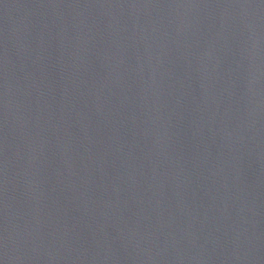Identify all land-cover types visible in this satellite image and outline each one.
I'll list each match as a JSON object with an SVG mask.
<instances>
[{"label": "water", "instance_id": "obj_1", "mask_svg": "<svg viewBox=\"0 0 264 264\" xmlns=\"http://www.w3.org/2000/svg\"><path fill=\"white\" fill-rule=\"evenodd\" d=\"M0 264H264V0H0Z\"/></svg>", "mask_w": 264, "mask_h": 264}]
</instances>
